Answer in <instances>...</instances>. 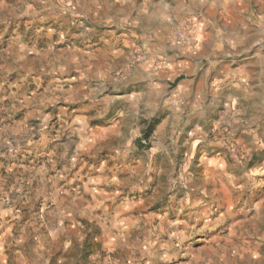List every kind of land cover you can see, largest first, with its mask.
I'll use <instances>...</instances> for the list:
<instances>
[{"label":"rangeland","instance_id":"1","mask_svg":"<svg viewBox=\"0 0 264 264\" xmlns=\"http://www.w3.org/2000/svg\"><path fill=\"white\" fill-rule=\"evenodd\" d=\"M0 264H264V0H0Z\"/></svg>","mask_w":264,"mask_h":264},{"label":"trees","instance_id":"2","mask_svg":"<svg viewBox=\"0 0 264 264\" xmlns=\"http://www.w3.org/2000/svg\"><path fill=\"white\" fill-rule=\"evenodd\" d=\"M149 134H150V133H147V134L144 136V138L142 139V140H145V141H146V144H148V142H149V138H150V135H149ZM142 140L139 141L140 146H144V144L141 143Z\"/></svg>","mask_w":264,"mask_h":264},{"label":"built area","instance_id":"3","mask_svg":"<svg viewBox=\"0 0 264 264\" xmlns=\"http://www.w3.org/2000/svg\"><path fill=\"white\" fill-rule=\"evenodd\" d=\"M141 143L145 145L146 144V141L145 140H142Z\"/></svg>","mask_w":264,"mask_h":264}]
</instances>
